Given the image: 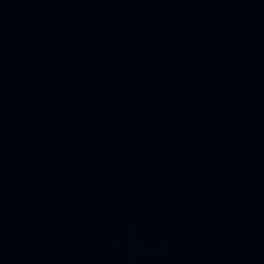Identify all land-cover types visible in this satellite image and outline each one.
Returning <instances> with one entry per match:
<instances>
[{"label": "water", "instance_id": "obj_1", "mask_svg": "<svg viewBox=\"0 0 264 264\" xmlns=\"http://www.w3.org/2000/svg\"><path fill=\"white\" fill-rule=\"evenodd\" d=\"M0 264H264V0H0Z\"/></svg>", "mask_w": 264, "mask_h": 264}]
</instances>
